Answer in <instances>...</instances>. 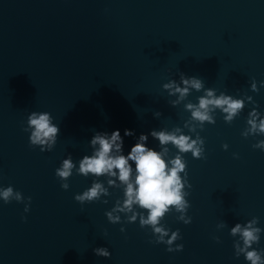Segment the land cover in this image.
I'll list each match as a JSON object with an SVG mask.
<instances>
[{"label": "water", "instance_id": "95a60500", "mask_svg": "<svg viewBox=\"0 0 264 264\" xmlns=\"http://www.w3.org/2000/svg\"><path fill=\"white\" fill-rule=\"evenodd\" d=\"M181 74L201 79L204 89L172 107L176 96L162 86ZM262 82L264 0H0V189L31 197L27 213L23 202L0 200V264H246L229 232L258 218L252 248L264 250V151L253 148L264 135H241L254 106L264 118ZM206 89L252 102L231 123L217 110L214 124L189 132L184 105L198 103ZM34 111L49 113L60 128L50 152L30 146L31 130L23 131ZM175 127L204 140L203 159L183 155L191 223L174 211L161 221L169 235L179 230L172 247L182 244L180 252L154 243L138 219L107 221L121 189L81 205L74 196L93 177L74 168L67 190L55 177L69 155L77 168L91 155L96 132L119 130L127 155L141 134ZM126 129L134 135L125 137ZM146 146L160 150L151 136ZM167 147L172 158L176 150ZM98 182L107 187L103 177ZM101 247L110 258L94 254Z\"/></svg>", "mask_w": 264, "mask_h": 264}, {"label": "clouds", "instance_id": "9594fccd", "mask_svg": "<svg viewBox=\"0 0 264 264\" xmlns=\"http://www.w3.org/2000/svg\"><path fill=\"white\" fill-rule=\"evenodd\" d=\"M261 86L264 87V82L261 83ZM162 87L169 97L176 96L175 100L170 101L171 106L176 107L187 98L190 90L200 92L204 89V84L199 78H186L184 74H181L179 82L170 80ZM251 91H258L255 80L251 83ZM197 99L198 103L196 104L188 102L184 105V110L190 113V119L185 122L184 127L194 133H196L197 127L203 130L205 122L209 125L215 123L213 116L215 111L219 110L223 114L224 122L227 124L239 115L245 106V101L252 102L250 96L235 99L224 93L216 95L212 89L204 90L203 95ZM160 115V112L154 113L155 117ZM246 123L247 128L241 133L243 137L264 135V118H261L260 113L255 110V106L248 113ZM23 131H30V146L38 147L43 153L53 149L60 128L53 123L49 113L34 111L28 115L27 127ZM133 135L131 130L124 131L125 137ZM149 136L158 141L159 151L146 146ZM168 145L176 150V154L172 158H169ZM203 145L204 140L199 134H196V138L192 139L191 136L182 134L180 127H175L171 131L162 129L152 130L148 135L141 134L128 154L124 155L123 139L119 130L113 131L110 135L96 132L89 142V146L92 148L91 155L83 156L78 162V168L69 155L55 170V177L61 182L60 187L63 190L68 189L69 185L66 181L72 176L74 168L79 176L93 177L91 186L82 194L74 196V200L81 205L99 201L102 196H109V188L121 189L123 198L122 200L117 199L115 206L105 212L107 221L110 224L121 223V214L126 218L125 222L128 224L134 223L138 219L140 228L151 229V234L155 237L154 243L164 244L167 252H180L183 250L182 244L176 245L175 248L172 247L175 241L181 239L179 230L173 231L169 235V230L161 224V221L166 214L174 211L179 214L176 217L178 221L185 225L191 223V217L186 218V212L190 207L186 199L189 193L184 191L185 187L191 189V185L187 180L186 162L183 160V155L190 153L193 159H203ZM227 147L226 144L222 145L224 150H227ZM253 148L264 151V140L254 144ZM101 177L105 179L107 187L104 183L98 182ZM0 200L5 204L13 200L17 203L23 202L25 213L29 211L31 203V197L25 200L21 193L14 192L11 186L0 189ZM102 203H107V200ZM136 209L142 211L138 212ZM257 224L258 218L254 217L244 225L236 223L229 232L230 236L239 238L233 244L235 256L239 258L242 255L246 264H264V258H262L264 250L258 251L252 248L254 244L259 243L262 231L256 226ZM218 227L223 228L225 225L220 224ZM124 231L125 229L121 227L120 232ZM214 239L220 243L219 238L214 237ZM152 242L149 241V243ZM93 252L97 257L110 258L107 248H96Z\"/></svg>", "mask_w": 264, "mask_h": 264}]
</instances>
